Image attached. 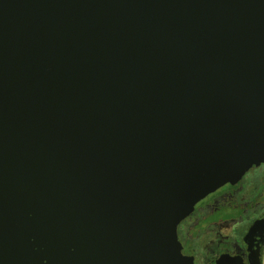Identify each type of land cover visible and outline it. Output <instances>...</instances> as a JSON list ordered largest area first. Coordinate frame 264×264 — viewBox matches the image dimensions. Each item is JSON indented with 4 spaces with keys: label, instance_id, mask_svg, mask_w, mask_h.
Masks as SVG:
<instances>
[{
    "label": "water",
    "instance_id": "95a60500",
    "mask_svg": "<svg viewBox=\"0 0 264 264\" xmlns=\"http://www.w3.org/2000/svg\"><path fill=\"white\" fill-rule=\"evenodd\" d=\"M261 163L264 0H0V264H195L178 221Z\"/></svg>",
    "mask_w": 264,
    "mask_h": 264
},
{
    "label": "flooded vegetation",
    "instance_id": "af4514ba",
    "mask_svg": "<svg viewBox=\"0 0 264 264\" xmlns=\"http://www.w3.org/2000/svg\"><path fill=\"white\" fill-rule=\"evenodd\" d=\"M180 244L195 264H209L223 254L264 264V164L248 167L202 196L176 225Z\"/></svg>",
    "mask_w": 264,
    "mask_h": 264
},
{
    "label": "rangeland",
    "instance_id": "374dc122",
    "mask_svg": "<svg viewBox=\"0 0 264 264\" xmlns=\"http://www.w3.org/2000/svg\"><path fill=\"white\" fill-rule=\"evenodd\" d=\"M263 260H264V258H263Z\"/></svg>",
    "mask_w": 264,
    "mask_h": 264
}]
</instances>
